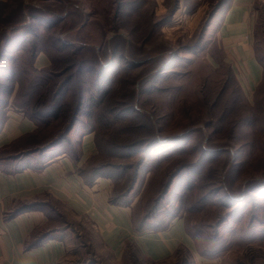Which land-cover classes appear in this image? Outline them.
<instances>
[{
  "label": "rangeland",
  "instance_id": "obj_1",
  "mask_svg": "<svg viewBox=\"0 0 264 264\" xmlns=\"http://www.w3.org/2000/svg\"><path fill=\"white\" fill-rule=\"evenodd\" d=\"M119 1L121 0H0L2 19L7 18L0 22V34L11 36L14 33L11 29L15 24L21 23L25 15L30 20L32 17L29 14L32 12L36 15L32 18L35 20H30L32 29L41 27L38 36L23 33L26 29L18 31L22 32L21 36L26 42L17 46L12 51V59L0 67V72L10 70L13 73L11 78H0V106L7 96H4V92L8 94L13 89V97L19 86L22 87L24 101L32 102L36 96L39 79L31 73L27 64V51L34 45L48 52L49 44L55 41L84 44L88 49L84 50L83 57L87 59H90L92 49H96L98 53L103 52V48L110 52L109 46L119 52L122 47L126 64L132 61L140 66L134 65L127 71L124 69L125 73L118 80L117 75H112L116 83L114 82L115 93L111 101L119 103L117 110L107 114L101 109H91V101H86L85 110L91 109L93 114L87 121L90 127L96 129L98 143L92 164H133L138 161L139 153L131 154L128 159H120L112 147L150 138L152 134L163 139L181 137L195 129L194 133L180 138L170 147L173 156L160 162H153V158L142 166L141 178L133 193L131 205L141 197V209L145 208L146 213L173 205L180 209L187 226L193 230L199 228L200 232L194 237L188 234L192 239L188 243L189 248L184 246L188 250L183 249L182 254L176 257L150 261L139 253L127 250L118 261L97 240L93 221L85 219L84 216L87 215L74 214L68 208L71 212H66L69 229L75 230V234L79 235L75 241V236L69 234L70 261L80 259L85 262L94 261V264H264V190L262 194L246 192V189L252 187L251 184H264V136L261 135L264 133L256 135L248 126L242 128L244 135L238 133L229 140L222 137V130H219L220 134L215 133L212 125L205 128L203 125L194 126L201 121L219 118L221 114L213 109L212 102L204 105L197 100L200 92L204 93L212 87L214 91L225 88L220 98V107L224 105V101L234 100L237 103L239 97L233 81L223 79L219 82L218 72L214 74L202 59V41L199 42V37L210 10L209 0H179L177 9L173 10H170L171 0H122L125 2L124 8H119L120 4L117 6ZM130 3L135 7H129ZM37 11H47L51 15L41 16ZM57 16L64 20L54 24ZM208 36L209 34L205 38ZM255 41L260 49L258 52L263 57L264 32L260 29ZM146 61L150 64L162 61L167 69L159 73L157 81L154 80L156 76L151 79L152 85L159 87L157 91L145 90L142 94H135V87L138 88L148 78L149 66L144 64ZM121 63L119 65L125 67L124 62ZM169 68L170 73L167 72ZM222 75L225 76L224 73ZM105 85L110 87L109 82ZM207 99L213 100L211 95ZM248 101L252 104V95L248 96ZM130 103L134 104L135 111L123 112L125 104ZM8 107H5L6 110ZM24 107L27 109L28 105ZM243 113V109L237 107L231 117L235 120ZM262 119L264 120V116ZM60 126L63 127L56 124V121L46 125L45 129L34 135V144L51 141L59 133ZM197 127H201L204 136L213 140L214 144L205 145L207 150H223L217 147L221 137L225 142L229 140L230 154L220 152L218 156H208L206 162L196 165L201 163L198 140L203 139ZM233 129L231 128L235 134L237 131ZM257 136L263 143L257 140ZM73 139L80 137L75 133ZM244 140L258 142L253 152L245 150L244 154L239 151ZM204 141L207 142L205 139ZM183 149H187L188 153L182 156V160L180 152ZM192 149L196 150L190 154ZM246 157L249 160L244 167L239 163L237 168L232 169V163H238ZM171 174L174 176L171 177ZM169 177L171 184L162 196ZM245 185L250 187H244ZM224 190L229 192L225 193ZM238 194H241V198L237 204L233 200L227 201V198L233 199ZM156 200H159L157 207L151 209ZM92 242H96V245L91 246ZM78 243L82 252L81 249L75 250ZM206 252L209 253L205 255ZM132 256L136 257L134 263L131 261Z\"/></svg>",
  "mask_w": 264,
  "mask_h": 264
},
{
  "label": "trees",
  "instance_id": "obj_2",
  "mask_svg": "<svg viewBox=\"0 0 264 264\" xmlns=\"http://www.w3.org/2000/svg\"><path fill=\"white\" fill-rule=\"evenodd\" d=\"M179 0H171L170 10L177 9ZM228 2V0H209L208 5L210 6V10L206 21L203 25V29L201 32V36L199 37V42L202 41V59L205 64L209 66V69L212 70L214 74L218 72L217 75L219 82L223 79L226 81L228 79L232 80L236 89L238 101L237 103L234 100L224 101V105L220 107L221 104V96L223 95L225 88H222L218 91H214L213 87L208 88L206 92H200L197 95V100L201 101L204 105L212 102L211 105L213 109L219 111L220 116L216 119H209L207 121H201L195 123L194 126H214V132H219L222 130L224 134L223 138H234L238 133L244 135L245 131L242 129L244 127H251V131L257 135V133H264V120L262 117L264 116V62L263 57L260 56L258 50V45L256 46V41H254V55L257 61L262 65L263 73L260 82L256 85L253 93H252V104L249 103L248 98L243 93L238 81L233 75L232 70L225 65H219V67H212L209 62L205 58V46H206V30L213 18L220 11L224 5ZM120 4V5H119ZM124 1L117 2V6L119 8H124ZM132 6V3L129 4V7ZM139 4L137 5V7ZM133 8L135 5L132 6ZM254 8L257 10L258 17L256 20L255 26V39L257 36V31L260 29L264 32V8L260 3H255ZM0 8V12H1ZM120 11V10H119ZM3 12V10H2ZM41 13V16H50L51 13L47 11H37ZM118 12V11H117ZM119 13V12H118ZM0 13V22L2 20H6L7 18L2 19ZM30 17L35 18L36 15L34 13L29 14ZM21 23H16L15 26L11 29V32L14 33L9 35L0 34V67L3 63L12 59V51L21 44L26 41H23V37L21 36L22 32H18L20 29H26L23 31L25 34H31L34 36H38L40 34L39 30L41 27H36V29H32L31 21L35 19L28 20L27 16H23ZM64 19L61 16H57L54 19V24L61 23ZM261 27V28H259ZM48 28V27H46ZM86 46V45H85ZM50 50L46 52V50L39 49L37 45H34L30 48L27 53H29L28 58V66L31 73L35 74L39 79L38 90L35 93V97L32 102L29 100L24 101L22 99V87L19 86L16 94L11 97V93L13 91L4 92L3 104L0 106V129L3 123L6 121V108L9 106L12 109H16L24 114V116L29 119L35 126L34 130L31 132L25 133L14 140H12L9 144L0 147V170L5 173H15L21 171L23 168H30L32 170H42L45 165L53 158L55 155L59 153H65L70 156L74 162H78L80 155V139H73V135L75 133L81 137L83 134L91 132L93 133V140L95 149L97 147L96 141V129L90 127L89 119L93 114L91 109H101L104 110V113L110 114L114 110H117L119 107V103H114L111 101L112 95H114L113 90L115 89L114 82L112 79V75L115 74L116 80L125 73L134 65H136L132 61H128L129 64H126L125 57L123 55V48L119 52L112 50L111 47L108 46L110 52L106 51V49H102L103 52H96V49L91 50L90 59L84 58V50H87V47H84V44H69L66 42L55 41L49 44L48 47ZM194 48V47H192ZM19 51L20 49L17 48ZM17 51V52H18ZM44 53L49 60V65L37 68L35 65V60L38 54ZM112 56V59H109ZM103 60H102V59ZM124 62L125 67L121 62ZM10 63V62H9ZM147 64L149 73L147 74L148 78L138 85V88L135 87V94L140 92V94L144 93V91H157L159 89L158 86L152 85L151 79L155 77V81H157V76L162 70L167 69L164 67L163 62H157L154 64H150L149 62H145ZM168 65V64H167ZM15 64L13 65V67ZM139 67L140 65H136ZM12 67V68H13ZM123 68V70H122ZM169 68L167 72H171ZM170 70V71H169ZM226 76L223 77V74ZM13 73L8 70L4 72H0L1 79L11 78ZM110 83V87H107L105 84ZM8 86V85H7ZM6 86V87H7ZM14 88V87H13ZM146 88V89H145ZM94 90V91H93ZM205 90V86H204ZM213 92V93H210ZM113 93V94H112ZM1 94V93H0ZM10 94V95H9ZM212 96L213 100H208L207 96ZM220 99V100H219ZM2 99L0 98V101ZM91 101L90 107L91 109L85 110L84 106H86V101ZM134 102V100L132 101ZM25 105H28V108L25 109ZM125 108L123 112H134V104H125ZM3 107L5 109H3ZM8 107V108H9ZM241 107L244 113L240 116H237L235 120L232 119L231 113L235 108ZM7 108V109H8ZM109 110V111H108ZM262 115V116H261ZM98 119V118H97ZM99 120V119H98ZM52 121H56V124L63 125L59 130V133L51 140L46 141L41 144L35 145L34 135L45 129L46 125H49ZM100 122V121H99ZM231 128H234L233 131H237L235 134L232 132ZM198 132L203 135V139H199V147L198 150L201 152V163H197L196 165L202 164V162H206L207 157L218 156L221 153L230 154V142L229 140L225 142L221 137L217 142V147L219 146L223 150L218 152L217 150L209 151L206 149L205 145L214 144L213 140L207 136H204V132L201 127H197ZM195 131V129H194ZM193 130L190 133L184 134L185 137L189 136L191 133H194ZM264 136V134H261ZM175 137L170 139H163L161 136H155L152 134V137L146 138L140 141H136L129 144H116L115 147H112V150L117 152L120 159H128L129 156L133 153H139L138 161L130 164V163H109V164H92V160L95 157V153L91 154L84 163L77 168V174L82 179L83 183L91 185L98 177H104L111 181L112 189L109 196V202L114 205L130 207V221L132 225V229L136 233H141L144 231H160L166 228L171 220L176 217L182 216L180 213V209L175 208L173 205L169 207H163L159 209H155L157 207L158 201L151 205V209H155L153 211L146 213L145 208L142 210V206L140 204L142 197L134 204L131 205V199L133 197V193L136 191L139 180L141 178L142 166H145L146 162H150L153 158V162H160L165 158H170L173 156V152L171 151V146L175 144V142L179 141L180 138L184 137ZM184 137V138H185ZM204 139L207 141L205 143ZM257 140L260 141L257 136ZM29 143V144H28ZM255 141H243L239 146V151L245 154V150L252 151L254 147H256ZM22 144V145H21ZM11 149H14L13 152H9ZM110 150V148L108 149ZM196 149H192L190 154L195 152ZM187 152V149H183L180 152V159L183 160V155ZM53 156V157H52ZM249 158L241 159L238 163L234 162L231 164L232 169L237 168V164L240 163V166L244 167ZM150 167V166H149ZM119 172V173H118ZM172 175V174H171ZM170 175V176H171ZM174 174L171 176L173 177ZM255 184V181H253ZM171 184L170 177L167 179L165 184L166 190L162 191V196H164L167 192L168 187ZM249 185V184H248ZM252 186V187H250ZM248 191H255L256 193L262 194L264 190V184H259L253 186L252 184ZM252 188V189H251ZM225 193L229 191L224 190ZM241 193V190H240ZM245 193L242 192V194ZM162 196L160 198H162ZM241 194L235 196V198L228 199L227 201H234L235 204L240 200ZM233 203V204H234ZM28 210H41L43 211L47 218L48 222L46 225L42 227L35 228L28 239V248H33L35 246L43 244L49 238H52L58 232H64L65 234H71L75 236L74 240L76 241L79 235L75 234V230L69 229V221L66 217V212L69 211L68 207L62 202L54 199L48 193H42L35 196L32 199L19 201L16 206L11 210V212L6 216V218H11L19 213L28 211ZM142 212H139V211ZM85 219H88L87 216H84ZM89 220V219H88ZM185 220V219H184ZM185 229L187 234L194 237L196 233L200 232L199 228L193 230L191 227L187 226V222L185 221ZM92 239V237H89ZM96 242H92L91 246H95ZM80 248V243H78V247ZM183 249L188 250L184 246H178L175 251L172 253L170 257H176L178 254L182 252ZM127 250H132L136 254H141L144 256L140 250V248L131 242H127L123 249V255L127 252ZM184 251V250H183ZM82 252V249H81ZM210 252V251H209ZM209 252L204 253L207 255ZM182 254V253H181ZM145 257V256H144ZM135 256L131 257L132 263H134ZM146 259L153 261L147 257ZM167 258V259H168ZM166 260V259H164ZM161 260V261H164ZM94 261L85 262L84 260L77 259L72 261L70 264H94Z\"/></svg>",
  "mask_w": 264,
  "mask_h": 264
},
{
  "label": "crops",
  "instance_id": "obj_3",
  "mask_svg": "<svg viewBox=\"0 0 264 264\" xmlns=\"http://www.w3.org/2000/svg\"><path fill=\"white\" fill-rule=\"evenodd\" d=\"M255 3L264 8V0H228L217 12L206 30L205 58L217 68L228 66L243 93L252 95L262 78L263 68L254 55L257 10ZM38 58V63H37ZM49 64L43 54L36 57L37 68ZM6 121L0 129V147L34 130V124L16 109L6 110ZM93 133L80 137L78 162L65 153L53 157L42 170L23 168L15 173L0 170V264H70L71 237L56 233L43 244L28 248L31 232L47 224L41 210H28L11 218L6 216L19 201L48 193L77 215H87L93 221L97 240L110 250L112 258L120 261L127 242L136 244L142 254L153 260L167 259L182 245L189 248L192 239L185 229L183 216L176 217L160 231L136 233L130 221V207L109 202L112 183L98 177L93 184L83 183L77 168L94 153Z\"/></svg>",
  "mask_w": 264,
  "mask_h": 264
}]
</instances>
